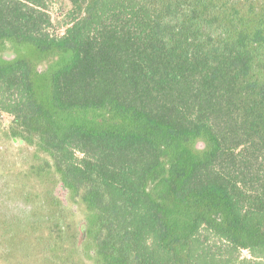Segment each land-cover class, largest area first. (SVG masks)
<instances>
[{"label": "trees", "instance_id": "trees-1", "mask_svg": "<svg viewBox=\"0 0 264 264\" xmlns=\"http://www.w3.org/2000/svg\"><path fill=\"white\" fill-rule=\"evenodd\" d=\"M69 1L0 0L13 264H264V0Z\"/></svg>", "mask_w": 264, "mask_h": 264}, {"label": "rangeland", "instance_id": "rangeland-1", "mask_svg": "<svg viewBox=\"0 0 264 264\" xmlns=\"http://www.w3.org/2000/svg\"><path fill=\"white\" fill-rule=\"evenodd\" d=\"M46 6L45 10L50 14L52 24L48 27V30L53 34L64 33L67 23H68V12L71 8V3L69 0H45ZM207 233L204 232L202 239L206 238ZM207 242L211 244L223 245L222 241H219L213 236L207 237ZM241 257L251 258L252 255L248 250H240Z\"/></svg>", "mask_w": 264, "mask_h": 264}, {"label": "flooded vegetation", "instance_id": "flooded-vegetation-1", "mask_svg": "<svg viewBox=\"0 0 264 264\" xmlns=\"http://www.w3.org/2000/svg\"><path fill=\"white\" fill-rule=\"evenodd\" d=\"M2 223L0 222V264H13L14 257L10 254L11 249H14V245L10 241L12 229L9 226L10 224H3L2 226Z\"/></svg>", "mask_w": 264, "mask_h": 264}]
</instances>
